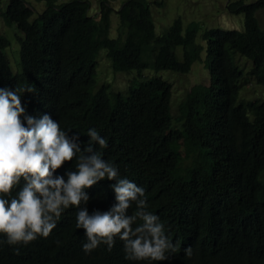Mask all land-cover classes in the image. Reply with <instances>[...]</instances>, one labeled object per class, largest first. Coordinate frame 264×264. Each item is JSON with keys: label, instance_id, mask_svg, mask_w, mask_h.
I'll return each instance as SVG.
<instances>
[{"label": "trees", "instance_id": "trees-1", "mask_svg": "<svg viewBox=\"0 0 264 264\" xmlns=\"http://www.w3.org/2000/svg\"><path fill=\"white\" fill-rule=\"evenodd\" d=\"M115 1L120 4L113 8ZM32 2L45 8L35 13ZM91 7L88 0H7L0 11V25L7 26L0 28V48L9 50L0 52V87L29 86L32 92L21 96L26 112H47L69 135L79 134L82 148L87 129L95 127L107 139V147L96 150L120 177L145 189L146 210L158 215L177 251L163 261L129 260L115 239L111 250L100 244L85 253L70 206L47 237L0 245V264H264V91L238 99L251 80L264 87V26L256 16L264 0L227 4L243 14V30H201L197 21L177 17L159 34L150 0H98L97 10ZM17 29L23 36H7ZM101 55L116 72L185 74L200 64L202 77L173 116L172 86L159 75L132 78L115 92L98 84ZM13 63L20 72H12ZM75 163L74 156L57 171L74 170ZM112 183L102 179L87 189L89 212L114 203ZM134 211L132 204L128 212Z\"/></svg>", "mask_w": 264, "mask_h": 264}, {"label": "clouds", "instance_id": "clouds-1", "mask_svg": "<svg viewBox=\"0 0 264 264\" xmlns=\"http://www.w3.org/2000/svg\"><path fill=\"white\" fill-rule=\"evenodd\" d=\"M25 91L32 89L0 87V245L47 237L61 213L74 206L85 253L100 244L111 250L115 239L122 241L129 260L163 261L169 252H176L178 244L165 234L158 215L146 210L145 189L120 177L117 166L96 150L95 146L107 147V139L89 127L88 143L82 148L79 134L69 135L70 129L61 128L47 112L28 114L21 104ZM74 156V170L57 171ZM102 179L114 181L109 185L114 203L107 210L89 212L87 189ZM132 204L135 211L129 213ZM184 250L191 255L190 246Z\"/></svg>", "mask_w": 264, "mask_h": 264}, {"label": "rangeland", "instance_id": "rangeland-1", "mask_svg": "<svg viewBox=\"0 0 264 264\" xmlns=\"http://www.w3.org/2000/svg\"><path fill=\"white\" fill-rule=\"evenodd\" d=\"M88 1H90L92 5L91 11H96L98 8V0ZM155 1L161 2V4L158 5ZM230 1L232 0H150L152 18L155 22V32L158 34L163 32L165 27H167L177 17H180L184 24L190 21H197L200 24L201 30L212 27H218L222 30H243V14L231 13L227 8V4ZM0 3L2 8L5 9L7 0H1ZM110 4L113 8H116L119 6L120 2L115 1L111 2ZM35 8L37 11H40L44 8V6L41 4H36ZM256 16L261 26H264V8L259 9L256 12ZM116 17L117 13H112L111 22L114 24L113 30L115 24L118 23V19ZM0 23H3L1 17ZM3 28L5 29L6 26H3ZM15 32L10 31L8 32L7 36H15ZM12 45L16 47L17 43L13 41ZM239 60L241 64L246 66V68H249V61L241 58ZM16 68L20 70V65H18ZM14 70L16 71L15 68ZM165 71L166 70H164V72H154L152 70L144 69L142 71L130 70L116 72L113 71L108 58H106L104 55H101L98 57L97 82L98 84H109L111 86L110 91L115 92L123 90L132 78L142 81L152 75H159L171 83V113L173 116H176L178 114L179 102L185 96L186 91L190 86L197 83L202 77L200 74V64H196L190 72L185 74ZM206 73L207 70H204L203 74L205 75ZM203 77L206 81L209 80L210 83H212V78L209 73ZM263 91L264 87L262 85L255 83L254 80H251L246 85H244L243 88H241L238 99H254L258 97Z\"/></svg>", "mask_w": 264, "mask_h": 264}, {"label": "bare ground", "instance_id": "bare-ground-1", "mask_svg": "<svg viewBox=\"0 0 264 264\" xmlns=\"http://www.w3.org/2000/svg\"><path fill=\"white\" fill-rule=\"evenodd\" d=\"M0 1H1V0H0ZM65 1H67V0H65ZM70 1H71V0H70ZM68 2H69V1H68ZM38 3H39V2H37V3L32 2V6H33V9H34L35 13L37 12V10H36V8H35V5L38 4ZM0 4H1V3H0ZM41 5L44 6L43 3H42ZM44 8H45V6H44ZM44 8H43V9H44ZM43 9H41L40 11H42ZM1 10L3 11L4 9H3L2 6L0 5V11H1ZM35 13H34V14H35ZM1 14H2V12H1ZM1 14H0V16H1ZM2 20H3V19H2ZM4 23H5V22H4ZM0 24H1V23H0ZM7 25H8V24H7ZM6 27H7V26H6ZM0 28L4 29L3 26H1V25H0ZM20 30H21V29H20ZM26 31H28V30H26ZM0 33H2V32L0 31ZM15 33H20V32H19L18 29H17V32H15ZM25 33H26V32H25ZM2 34L4 35V33H2ZM20 34H22V33H20ZM23 34H24V33H23ZM23 34H22V36H23ZM4 36H5V35H4ZM17 37H18V36H17ZM12 41H14V40H12ZM7 49H8V48H7ZM7 49H4V50H3V49L0 48V52H1V54H5L7 51H9V50H7ZM18 51H19V50H18ZM10 60H11V57L8 58V61H9V62H8L7 59H6L7 65H9ZM0 64H1V62H0ZM11 65H12V66H11ZM10 66H11V70H12V72L15 73V74H16V72H20V70H21V69L18 70V69L16 68L17 66H15V69H16V71H15L14 68H13V67H14V63H13V64H10ZM193 70H194V69H193ZM140 71H142V70H140ZM1 72H6L4 66L2 67ZM162 72H164V71H162ZM165 72H168V70L165 71ZM12 75H13V74H12ZM19 75H20V74H19ZM161 78H162V77H161ZM163 79H164V78H163ZM168 82H169V81H168ZM170 84H171V83H170ZM9 87H10V86H9ZM242 88H243V87H242ZM10 89H11V88H10ZM171 114H172V113H171ZM178 114H179V113H178ZM178 114H177V115H178ZM177 115H176V116H177ZM262 216H263V218H264V214H262ZM215 255H216V254H215ZM216 257H217V256H216ZM214 260H216V259L214 258ZM211 261H212V260H211ZM211 263H215V262H211ZM218 263H220V262H218ZM218 263H217V264H218Z\"/></svg>", "mask_w": 264, "mask_h": 264}]
</instances>
